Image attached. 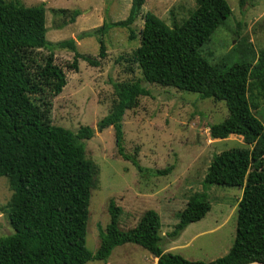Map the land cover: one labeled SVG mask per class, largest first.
Segmentation results:
<instances>
[{"label": "trees", "instance_id": "obj_1", "mask_svg": "<svg viewBox=\"0 0 264 264\" xmlns=\"http://www.w3.org/2000/svg\"><path fill=\"white\" fill-rule=\"evenodd\" d=\"M147 0H132L127 18L104 22L84 35L100 41L98 57L78 51L74 38L52 42L47 39L45 3L26 6L0 0V177L9 178L13 190L7 214L13 233L0 237V264H87L107 261L115 247L126 243L141 245L158 258L157 264H264V119L255 112L254 99L264 98V50L251 61L230 65L212 64L203 54V45L232 14L227 0H196V10L183 23L168 24L157 14H144L140 45L135 61L144 80L198 93L201 98L224 101L229 115L209 125L214 139L235 134L250 147H237L217 153L204 185L242 187L238 202L237 231L229 252L210 262L193 261L165 251L160 214L146 210L138 223L124 230L119 225L123 211L112 199L110 222L100 227V245L94 253L86 245L90 202L99 168L87 156L84 140L94 136L90 125L77 131L55 125L50 107L42 108L32 99L50 88L60 94L67 85L64 69L55 62L56 48L75 52L69 67L79 70V59L100 66L107 55L104 36L113 27L132 25ZM247 0H240L244 6ZM66 14L67 8L55 9ZM80 10L71 11L64 25L73 23ZM50 50L44 63L33 57L34 50ZM116 99L110 113L98 123V130L112 126L118 153L139 171L137 153L124 146L123 119L136 107L139 97L148 95L141 80L114 83ZM137 152V151H136ZM169 167L160 173H170ZM212 205L206 192L193 194L169 236L176 238L191 223L203 219Z\"/></svg>", "mask_w": 264, "mask_h": 264}, {"label": "rangeland", "instance_id": "obj_2", "mask_svg": "<svg viewBox=\"0 0 264 264\" xmlns=\"http://www.w3.org/2000/svg\"><path fill=\"white\" fill-rule=\"evenodd\" d=\"M8 1L26 6L45 3L47 39L58 42L74 38L78 51L93 57L99 55L100 41L96 35L84 33L93 31L105 21L127 18L132 3V0ZM227 1L233 11L231 16L202 47L203 54L212 64L251 61L255 54L264 50V0H247L244 6L240 5V0ZM196 7V0H147L132 25L136 35L134 39H130L128 28L113 27L105 34L107 55L100 66H93L81 58L76 71L69 67L75 52L69 48H56L55 62L64 69L67 85L58 95L53 94L50 88L31 95L42 108L50 107L53 124L73 131L90 125L95 130L94 136L83 142L87 156L99 168L92 190L86 239L88 249L94 253L101 241L100 227L105 228L110 222L109 204L112 199L123 209L119 225L124 230L134 227L146 210H156L162 221L161 247L189 260L210 262L230 250L234 242L237 208L243 188L219 184L206 188L204 182L217 153L250 145L242 136L235 134L225 139L211 137L209 125L220 123L229 115L224 101L201 98L198 93L174 86L150 83L143 79L135 61L144 14L151 11L170 25L175 22L181 24ZM61 8L70 11L66 14L54 11ZM75 9L81 12L76 21L64 25ZM49 53V49L39 48L34 50L33 57L44 63ZM136 80H141L149 94L140 96L138 105L124 115V146L128 154L137 153L142 171L118 153L112 126L98 130L99 121L110 113L116 99L114 83ZM254 102L258 105L256 114L264 119V98L254 99ZM170 166L173 167L170 173L159 172ZM200 192L208 194L212 205L207 217L180 239L169 236L189 198ZM12 193L9 178L1 176L0 237L13 233L7 214ZM199 225H204L200 231H212L198 234ZM172 245L175 250L169 248ZM87 264L155 263L150 251L141 245L126 243L115 247L107 261L95 259Z\"/></svg>", "mask_w": 264, "mask_h": 264}, {"label": "crops", "instance_id": "obj_3", "mask_svg": "<svg viewBox=\"0 0 264 264\" xmlns=\"http://www.w3.org/2000/svg\"><path fill=\"white\" fill-rule=\"evenodd\" d=\"M240 200V199H239ZM238 209V208H237ZM238 211V210H237ZM210 212V211H209ZM208 212V213H209ZM208 213H207V215H208ZM207 215L204 217V218H206L207 217ZM203 218V219H204ZM203 219H201V220H199V221H197V222H200V221H202ZM197 222H193V223H191V224H189L181 233H180V235L178 236V237H176V238H181V237H183L184 235H185V233H188L189 231H190V229L192 228V227H194V225H198V224H196ZM202 228H204V225H199V227H198V234H202V233H204V232H209V231H212V229H209V230H205V231H200V230H202ZM200 229V230H199ZM163 235V234H162ZM195 236V235H194ZM174 240V239H173ZM172 240V241H173ZM171 241V242H172ZM171 244V243H170ZM175 246L174 245H172V246H170L169 248L171 249V250H175V249H173ZM228 251H229V249L227 250V251H225V253H221V255H218L217 257H215V259H217V258H219V257H221V256H224L225 254H227L228 253ZM167 252H171V251H167ZM213 260V259H212ZM154 263L155 264H157L158 263V258L157 257H155L154 256ZM249 264H262V263H259V262H253V263H249Z\"/></svg>", "mask_w": 264, "mask_h": 264}]
</instances>
